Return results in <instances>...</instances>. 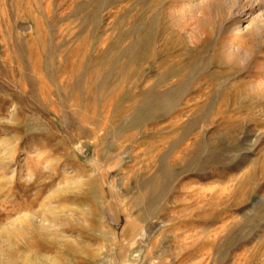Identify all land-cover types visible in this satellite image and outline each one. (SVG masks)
<instances>
[{"label":"rangeland","instance_id":"1","mask_svg":"<svg viewBox=\"0 0 264 264\" xmlns=\"http://www.w3.org/2000/svg\"><path fill=\"white\" fill-rule=\"evenodd\" d=\"M251 2L0 0V264H264Z\"/></svg>","mask_w":264,"mask_h":264},{"label":"bare ground","instance_id":"2","mask_svg":"<svg viewBox=\"0 0 264 264\" xmlns=\"http://www.w3.org/2000/svg\"><path fill=\"white\" fill-rule=\"evenodd\" d=\"M247 1V0H246ZM251 1H255L257 4H262L263 2H264V0H251ZM250 0H248V2H251ZM233 4V3H232ZM245 5L242 7V9H243V14H239L238 15V18H237V21H235V22H233L229 27H228V29L226 30V31H228L229 33H232L233 35H235V36H241V35H239V34H241V31L243 30V28L245 27L244 25H245V21H247L248 19H250V17H251V15H252V13L250 12L251 11V9H248V12H246L245 10H246V8H248V6H246L248 3H244ZM251 4H252V2H251ZM250 4V5H251ZM251 8V7H250ZM240 9V8H239ZM242 9H240V12L242 11ZM244 11H245V13H244ZM239 12V13H240ZM250 13V15H248ZM232 38H234V37H232ZM238 38V37H237ZM235 39V38H234ZM237 44V43H236ZM235 44V45H236ZM235 45L232 43V41H231V44H229V47H228V49H229V54H231V55H233L232 53L234 52V50H238V48L237 47H239L238 45H237V47H235ZM237 48V49H236ZM241 49V48H240ZM244 51V50H243ZM237 52V51H236ZM240 53H242V52H240ZM245 53H247V52H245ZM249 53V52H248ZM250 54H251V52H250ZM246 56V55H245ZM247 56H248V54H247ZM252 56V55H251ZM249 58H250V56H248ZM139 255V254H138Z\"/></svg>","mask_w":264,"mask_h":264}]
</instances>
